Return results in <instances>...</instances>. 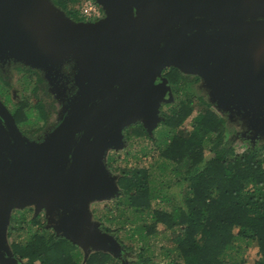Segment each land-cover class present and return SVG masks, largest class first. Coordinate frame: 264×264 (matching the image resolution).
Instances as JSON below:
<instances>
[{
	"label": "water",
	"instance_id": "water-1",
	"mask_svg": "<svg viewBox=\"0 0 264 264\" xmlns=\"http://www.w3.org/2000/svg\"><path fill=\"white\" fill-rule=\"evenodd\" d=\"M97 1L102 18L77 20L53 0H0V60L22 61L52 80L75 57L80 86L44 142L27 137L0 99L1 264L18 257L8 242L12 209L31 204L86 254H123L91 203L122 192L106 158L124 147V128L141 120L153 134L165 118L166 67L200 74L223 109L264 136V0Z\"/></svg>",
	"mask_w": 264,
	"mask_h": 264
},
{
	"label": "trees",
	"instance_id": "trees-1",
	"mask_svg": "<svg viewBox=\"0 0 264 264\" xmlns=\"http://www.w3.org/2000/svg\"><path fill=\"white\" fill-rule=\"evenodd\" d=\"M53 1L74 19H84V0ZM181 90L154 139L158 157L152 164L118 168L115 157L106 158L110 168L120 170L122 192L101 214L116 226L104 228L136 248L134 264H247L252 246L253 264H264V138L248 131L237 140L238 130L205 100L198 102L204 106L197 107L190 127H183L197 104L194 93ZM142 151L148 153L146 147ZM29 209L13 214L8 230L15 255L28 264H123L121 256L104 250L82 262L79 245L45 227L37 215L23 225Z\"/></svg>",
	"mask_w": 264,
	"mask_h": 264
},
{
	"label": "flooded vegetation",
	"instance_id": "flooded-vegetation-1",
	"mask_svg": "<svg viewBox=\"0 0 264 264\" xmlns=\"http://www.w3.org/2000/svg\"><path fill=\"white\" fill-rule=\"evenodd\" d=\"M8 64L9 63L6 62L0 63V71H3V73H0V78H2L1 81L7 87L3 91L5 94L1 92L0 99H2L10 109L22 132L30 139L42 142L60 125V123H62L73 107V99L75 98L73 96L76 95L79 90L75 82V65L72 64L70 66V64H64L60 68L61 75L54 74V78L49 80L45 77L42 70L19 63H15L13 67L8 66ZM4 67L5 69H3ZM178 69L179 70H174L172 66H169L162 71V75L168 80V84L172 91V96H170V89H168L165 97L169 98V100L162 99L160 105V113L164 116H166V112L169 113L172 111L173 105H171L168 110L164 106L169 103L172 104L177 102V91H179L180 88L185 87L184 90L186 89V91L193 94L195 84L202 79L200 74L185 72L180 68ZM177 73L178 76H176ZM189 76H194V84L188 81ZM173 77H175V79ZM161 79L162 78H158V82L161 81ZM14 80L20 83L18 85L17 94L14 92L15 90H13ZM6 93H8L10 97L7 96ZM70 95L71 99H73L72 103L68 104L65 99ZM192 96L194 99L193 102H203L205 100L203 95L197 93L196 95L194 93ZM163 121L162 119L152 130L158 129L163 124ZM139 125H142L144 128H140ZM136 129L148 130L143 122L138 120L124 128L125 137H128V130ZM146 133L148 135L150 134L148 131ZM149 136H153L154 138V135ZM35 215L39 216V214ZM44 223L45 227L54 229L52 226L47 225L46 214ZM121 257L123 262L127 258L125 255Z\"/></svg>",
	"mask_w": 264,
	"mask_h": 264
},
{
	"label": "rangeland",
	"instance_id": "rangeland-1",
	"mask_svg": "<svg viewBox=\"0 0 264 264\" xmlns=\"http://www.w3.org/2000/svg\"><path fill=\"white\" fill-rule=\"evenodd\" d=\"M104 13H105V10H104ZM84 20H87V19H84ZM2 37H3V34L0 33V57L3 56L4 47L6 46V42H4ZM4 57H7V56H4ZM65 60H67V58ZM5 62L9 63L8 66H12V67L15 65V63L26 65L22 61H19V60L16 61L13 58H5V60H0V63H5ZM66 62H67V64H70V66L72 64H74L75 68H76V72H77L78 68H77L76 64L79 65V62H78V60L75 57H72L71 59L67 60ZM26 66L31 67L29 65H26ZM60 68L58 67L57 70L59 71L58 74L61 75ZM3 69H5V67ZM4 72H6V71H4ZM185 72H188V71H185ZM0 73H3V71H0ZM188 78H189L188 81H190L191 83L194 84V76H189ZM1 80H2V78H0V94H1V92H3L5 90V88H7L6 85L3 84V82ZM75 82L78 85V83L76 81V73H75ZM13 84H14V87H13L14 89L13 90H15L14 92L17 94V92H18L17 89L19 88L18 85L20 83L17 82L16 80H14ZM79 87L80 86H78V89H79ZM181 89H182L181 92L183 94L184 87H182ZM210 89L211 88L209 86V82L205 78L202 77L201 81H199V82H197L195 84L193 92L195 93V95H196V93L200 94V95H203L204 98H205V102H207V103L211 102V104H212L211 107L212 108L216 109L219 113H221L222 115H224L225 117L228 118V120H229V123H228L229 128L232 129V130H238L235 133L236 134L235 136H236L237 140H239L237 138L238 134L246 133L248 131L251 133V131H252L251 128H249V126L243 121V119L241 118V115L239 113H237V111L233 112L234 110H231V109H223L218 104V100L215 99L211 95ZM75 96L76 95H74L73 97H75ZM72 99H71V95H70L65 100H67L68 104H71L72 103ZM73 101H74V99H73ZM177 102H178V100H177ZM174 104L175 103H172V104L169 103V104H166L164 107L167 108V110H168L170 108V106L171 105L174 106ZM196 104L197 105H196L195 111H193L192 115L189 118H187V120L183 124V127H185V128L186 127H190L191 117L197 112V109H198L197 107L204 106V105H202V104H200L198 102H196ZM134 128H136V127H134ZM164 128H165V126L162 124L158 129L154 130V132L152 134V135H154V138L150 137L145 132L141 133V134H136L134 132V130H128L127 133L129 134L131 132V135L129 134L130 137H127V138L125 137V145H124V147L123 148H119V149H115V148L110 149L108 151L107 157L108 156L115 157L114 165L116 167H118V168H122V167H125V166H130V165H137V164H139L140 166H148V165L152 164L154 162L155 158L158 157V155H156L157 151L154 148V146H155L154 139H155L156 136H158L160 134V131L163 130ZM48 137H49V135L47 136V138L44 141H46L48 139ZM261 138H264V136L261 137ZM44 141H42V142H44ZM143 147H146L148 153H144L142 151ZM111 171L113 172V174H116V175L120 174V170H118V169L116 171V170L111 168ZM110 200L111 199L96 200V201H93L91 203V208H92L93 213H94V218L97 219L98 221H100L101 227L104 230H106L104 228V226H113V227L116 226L115 223H112V222H110V221H108V220H106L104 218H101V214L105 213V211L107 209L106 205L109 204L108 202ZM27 207H29L30 209L27 211L26 222H24L23 225L24 224L26 225L27 221L30 218H32V216L35 215V214H39L38 217L40 219V222H43V223L45 222L46 211L44 209H42V210H40L39 212L36 213L34 204L27 205V206H24V207H14L12 209L11 219L13 217V214H21L20 211L21 210H25V208H27ZM9 226H10V224H9ZM160 226H162V225L160 224ZM113 227H111V228H113ZM107 231L114 233L111 230H107ZM120 236L122 238V242L121 241L120 242L123 244V246L125 248V250L123 251L122 255H125V257H127L125 259V261L123 262V264H134V257H135L136 248L135 249L130 248V247L127 248L126 246H128L130 244V242L128 241V239L124 238L122 236V234H120ZM13 238H14V234L13 235H9V233H8V242L10 244H11ZM160 242H162V241L160 240ZM79 247L82 250V256H83L82 262H85L87 260V258L90 256V254L92 252L96 251L95 249H92L91 251H89L88 254H86L85 248H83L81 246H79ZM256 251H257V247L256 246H252V247L249 248L248 257H249L250 260H249V262L247 264H253L252 259H253L254 256H256ZM13 264H28V263L26 262L25 258H22V257L18 256L17 259L13 262Z\"/></svg>",
	"mask_w": 264,
	"mask_h": 264
},
{
	"label": "built area",
	"instance_id": "built-area-1",
	"mask_svg": "<svg viewBox=\"0 0 264 264\" xmlns=\"http://www.w3.org/2000/svg\"><path fill=\"white\" fill-rule=\"evenodd\" d=\"M80 14L87 20H97L104 13V8L97 0H84L80 7Z\"/></svg>",
	"mask_w": 264,
	"mask_h": 264
}]
</instances>
